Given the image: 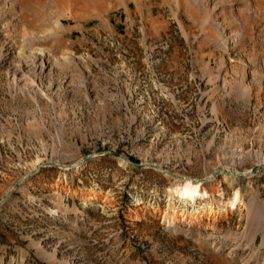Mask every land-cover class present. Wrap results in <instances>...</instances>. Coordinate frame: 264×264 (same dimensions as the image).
<instances>
[{
	"label": "rangeland",
	"instance_id": "rangeland-1",
	"mask_svg": "<svg viewBox=\"0 0 264 264\" xmlns=\"http://www.w3.org/2000/svg\"><path fill=\"white\" fill-rule=\"evenodd\" d=\"M0 264H264V0H0Z\"/></svg>",
	"mask_w": 264,
	"mask_h": 264
},
{
	"label": "bare ground",
	"instance_id": "bare-ground-1",
	"mask_svg": "<svg viewBox=\"0 0 264 264\" xmlns=\"http://www.w3.org/2000/svg\"><path fill=\"white\" fill-rule=\"evenodd\" d=\"M171 192H175L178 194L179 198H183L184 200H188V198H192V200H194V194H199L200 196H212L214 193H216L217 196H221L223 194V191L222 190H218V191H211V190H207L205 188H203V186H201L200 184L198 183H194L190 180H186V181H183L181 183H178V184H174L172 187H171ZM239 196H240V193L239 191H235V193L232 195V197L230 198L229 200V204L233 207L236 205V203L239 201ZM174 208L172 209V214L175 215L176 212H178L177 210V205L174 204L173 206ZM210 208H212V206H210ZM218 210L220 211H226V208L225 207H221V208H218ZM50 211H56L55 210V207H53L52 210ZM190 217L191 218H195L197 215L196 213H193L191 212L190 214ZM173 222V217H170L169 219V223H172ZM218 239L220 241H225L227 240V237L226 236H219Z\"/></svg>",
	"mask_w": 264,
	"mask_h": 264
}]
</instances>
